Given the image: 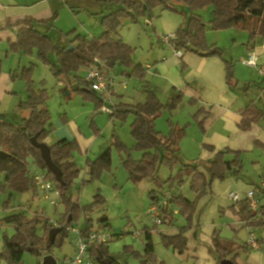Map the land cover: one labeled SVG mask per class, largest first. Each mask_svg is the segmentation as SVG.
<instances>
[{"label": "trees", "instance_id": "1", "mask_svg": "<svg viewBox=\"0 0 264 264\" xmlns=\"http://www.w3.org/2000/svg\"><path fill=\"white\" fill-rule=\"evenodd\" d=\"M109 3L119 5L120 8L112 13L104 15L102 26L106 29L104 34L99 38H87L81 34H77L73 41L63 39L59 34L57 41L51 36L53 21L56 15L50 20H34L25 18L18 21L15 25H19L17 39L8 43V51L19 52L26 55L36 53V58L42 63L48 64L50 72L57 79L64 78L72 83L73 78L81 68L91 70L92 68L100 69L110 77V71L118 65L126 68L135 66L132 59V48L123 42L118 36L121 21L124 17L132 16L135 19L138 14H147L155 5L163 4L168 9L173 8L170 4L188 5L190 10H195L208 6H213L214 17L211 21L215 30H223L228 28L243 29L250 40L255 41L257 38L264 37V0H105ZM74 12V11H73ZM206 26L203 24L199 16H192L188 22V26H183L175 33L172 44L176 50L180 52H194L203 57L217 56L223 59V51L215 45H208L205 38ZM117 36V37H116ZM72 50H69L70 47ZM55 54L56 61L51 62L49 56ZM182 59V58H181ZM2 58L0 53V73L2 71ZM225 63V73L227 83L230 86H236L233 71L234 64L223 60ZM35 65L19 67L12 74L13 79L20 78L27 88V98L20 102L17 111L19 113H29L26 118L20 122H13L9 119L2 118L0 120V152L7 154L0 159V175L4 177V182L0 181V192L11 191L14 193H31L39 195L40 190L37 182L33 178L30 170L29 158L38 170L46 172L47 178L52 182L55 190L59 191V203L64 206V213L54 227L51 218H43V214L35 215L32 219L28 218L24 212L11 215L6 218L9 224L15 228L13 237H5L3 241L4 250L0 253V259L6 260L7 264H21L25 252L41 258L52 254L53 248H61L66 237L70 233L68 228L73 227L74 221H78L80 216L88 215L105 204L103 196L98 193L92 204L81 205L78 200L74 199L72 188L79 179L82 169L76 163L74 158L75 149H79L78 143L68 140H60L54 145H49L52 161L58 165L62 173L64 183H59L53 174L47 169L41 153L31 142V138L36 139L40 143H46L47 137L54 132L53 126L50 124L51 113L47 108L46 90H36L33 81V69ZM147 69L139 68L133 73L143 77ZM1 75V74H0ZM74 85L76 92L82 94L85 99L95 104L96 112L107 106V97L103 93H99L92 89L91 83L86 78L75 77ZM61 82V81H59ZM65 86L64 83H62ZM65 92H68V85ZM146 100L144 103L113 106L110 112V118L113 121L125 120L128 116H134V122L130 126V133L135 141L133 148L143 153L140 159H135L132 155V149L128 148L121 138L114 133L111 146L100 154L94 161L88 160L87 174L91 177L89 181L100 178L105 170H110L112 166L113 147L117 149L121 155L129 178L133 183L143 180H151L158 186V190L151 191L150 200L158 202L161 200L165 191L170 193L168 205L162 209L163 215L169 216V222L166 225H172L177 220V215L173 210L182 214L187 221L188 226L181 227L177 235H161L162 243L167 247L173 248L174 251L184 253L187 249L188 240L185 237V231L189 228L192 218L197 212V204L199 199L206 193V188H212L214 181H224L230 177L239 179L243 174V160L240 153H234L233 159H227L226 155L231 150H221L216 152L215 158L206 164V173L200 171L201 162L183 165L179 170L177 177L170 180L173 190H165L164 183L160 181L158 169L160 165H167L171 170L181 163L180 145L182 138L186 132L171 125L168 135L160 133L156 129V119L161 116L164 105L159 100L157 94L150 88L144 91ZM182 95L175 94L167 104L170 110H174L181 102ZM109 108V107H106ZM203 109H200L202 112ZM17 115V114H15ZM197 115V116H198ZM242 120L239 125L240 129L248 130L252 125L264 120V111L261 110L256 103H251L241 112ZM205 120V119H204ZM204 120L200 122L202 127ZM92 127L95 130V123ZM258 145H260L257 142ZM210 151L215 152L213 147H207ZM189 181L192 191L196 194V199H190L184 196L180 191L174 189L176 183L179 185L184 181ZM257 191L258 200L260 202L261 216L258 219V213L253 212L248 205L246 198L235 202L238 209V215L245 227L255 229L264 226V187L253 188ZM152 204V203H151ZM54 221V220H53ZM91 220H89V223ZM101 224L98 229H104L108 222V218L104 217L100 220ZM163 225V226H166ZM39 226L42 233L38 232ZM92 224H88L83 234L86 235L92 231ZM156 229L159 227L154 226ZM58 228L60 232L55 238L53 244L50 243L48 236L50 229ZM151 231H144L145 258L146 264L153 262L155 244L152 240ZM109 244V243H108ZM108 244L100 245V247H91L89 249L90 256L96 257L99 262L105 258H111L108 255ZM217 254L218 263L223 259H229L234 264L236 262V253L234 249V241H229L221 236L215 235L213 239V249ZM44 259V258H43Z\"/></svg>", "mask_w": 264, "mask_h": 264}, {"label": "rangeland", "instance_id": "2", "mask_svg": "<svg viewBox=\"0 0 264 264\" xmlns=\"http://www.w3.org/2000/svg\"><path fill=\"white\" fill-rule=\"evenodd\" d=\"M58 1L70 11L71 18L63 23V26H61L64 27L63 30L56 24V19L53 21V28L50 34L54 41H57L59 34H63L61 35L63 39L70 41H73L77 34H81L89 39L99 38L106 30L104 26H102L104 15L112 13L120 8L119 5L109 3L105 0ZM170 6L173 8L168 9L165 5L158 4L152 7L147 14H138L135 19H133L132 16L122 19V24L117 36L132 48L131 55L135 66L132 68H126L121 65L115 66L110 72V77L115 84V92L118 96H120V94L124 95L126 102H128V94H140V91L144 94L146 88H150L157 94L159 100L165 106L161 116L156 119V129L160 133L168 135L172 124L186 132V135L179 143V158L181 159V163L176 165L172 170L165 164L160 165L158 169L160 181L164 183V189L172 191L173 186H171L170 180L177 177L182 166L194 164L199 161V154L201 153L199 142L203 134L198 120L191 114L188 104L181 105L182 103H180L174 110H170L167 106L173 96L172 80H174V76L180 78L184 75V66L180 59V63L165 65L172 68L170 71L171 75L168 78L164 76L163 73L161 76L154 75V72L149 69L145 71L143 77L138 76L136 73H133V71L139 68L147 69V64L155 66L158 63L166 62L165 59L170 60L174 55L171 50L172 48L168 44H163L161 38L170 33H176L183 26H188V22L193 15L199 16L206 26L204 35L208 45H215L223 51V60L236 65L245 63L243 62L242 55L247 53V51L244 49V44L242 42V38H244V34L246 33L243 29L228 28L215 30L213 28V24H211L214 17L212 5L209 4L206 7L197 8L195 10H190L185 3H172ZM62 22H64V20L60 23ZM184 53L187 52L184 51ZM19 55L21 61L23 60L24 62L22 66L29 67L31 64L35 65L33 69L34 86L36 90H46L47 108L51 113L50 124L54 128V132L60 129V124H63L61 119L69 115L72 123L77 124L81 129V134L87 137L86 141L83 140V143L91 147L89 149V159L91 161H94L111 146L114 133L121 138L128 148L132 149V155L135 159H140L142 157L143 153L133 148L135 141L130 133V126L134 122L133 115L128 116L125 120L113 121L110 118V113L101 112V110L96 112L95 104L85 99L81 93L78 94V92H76V87L72 85L74 84L73 79L75 77L86 78L89 72L88 69L81 68L73 78H70V80H72L70 84V82L64 78L57 79L55 75L50 72L49 65L42 63L36 58V53L33 55H24L21 53ZM49 59L51 62H55V54L51 53ZM59 81L64 83L65 86L59 85ZM256 81H261L262 84L264 83L262 78L258 75H256ZM249 84H247V86ZM67 85L68 92H65L64 90ZM249 89L250 88L245 91L244 85L241 84V89L236 90L240 100L244 98V94L245 97L255 98V94H253L256 91L255 86H252V90ZM118 99L117 97H112L108 100L106 107L113 108L114 103L116 104L119 102ZM103 119H105V121ZM93 120H95L100 127H103L106 122L113 123L112 127L108 129V138L99 136H95L96 138L94 137L95 131L91 123ZM101 142H105L103 149L102 147L99 149ZM112 149L111 169L109 171L105 170L100 175V178L93 181H89L91 177L87 174L86 162L88 159L86 152L75 149L74 158L82 169V172L72 188L74 199L85 206L92 204L95 196L100 193L104 198L105 204L103 207H99L87 216H80L78 221L73 222L74 226L83 229L89 216L92 220L91 224L93 228L98 229V227L102 225L100 220L107 217L108 222L105 223L107 225L104 229L113 236V240L107 245L108 255H110L117 264H142L144 260L147 261L144 253L146 245L144 231L146 230L153 232L152 240L155 244L153 262L149 261L148 264H196L193 253L195 252L194 248L196 245L202 244L201 240L203 237L201 236L202 233L200 230L196 227L193 229H186L189 245L188 250L184 253L180 254L174 251L173 248L166 247L162 243L160 236L162 230L164 229L163 231H165L167 227L174 226L177 228H172V231H174L173 229L177 230L182 226H188L187 221L180 213L176 217L178 221L172 225L160 226L158 229L152 226L149 217L146 215V211L151 205L150 193L151 191L158 190V186L151 180L133 183L121 161V155L116 148L113 147ZM102 150L104 151L102 152ZM243 156L244 177L256 180L259 173L262 174V172H264V168L262 169L263 171H258L251 163L253 161V156ZM29 166L30 170H36L32 161H30ZM176 185L174 189L178 190V188L182 186L180 191L184 196L190 199H196V194L192 191L189 181L185 180L182 185H179V183H176ZM210 191L211 188H206L207 195H210ZM2 194L4 195L5 193L0 192V195ZM205 194L199 199L198 205L205 200ZM52 198H56L58 203L59 197L57 198L55 194H52ZM10 203L11 198L8 197L0 206V253L4 250V238L7 236L13 237L16 234L13 225L9 224L6 220L7 217L11 216L8 211L9 207H7ZM14 204L20 208L19 210L26 209L24 213L30 219L37 215V213L44 212L45 214H49L50 217L48 218L58 221L65 211L64 206L60 203L59 207L55 209L50 204L49 200L44 199L43 192H40L38 196L33 192L21 194L18 200L15 199ZM226 222L227 220L221 214L217 215L214 219V223L219 226L218 231L220 232L224 229L220 235L231 239L236 238L235 241L244 244L248 235L242 230H239L240 234L237 235L238 237H235L234 233L227 231ZM41 231L42 229L39 226L38 232L42 233ZM73 239L74 234L70 233L69 237L65 238L61 248H53L52 255L59 264L66 258L65 256L71 257L70 255L74 253V247L71 244ZM241 254L243 262L247 261V255L250 253L247 251ZM189 255H191V257H189ZM22 259L21 264H42L43 261V258L40 256L32 255L29 252H25ZM0 264H7V262L6 260L0 259ZM91 264L102 263L94 257L91 260Z\"/></svg>", "mask_w": 264, "mask_h": 264}, {"label": "crops", "instance_id": "3", "mask_svg": "<svg viewBox=\"0 0 264 264\" xmlns=\"http://www.w3.org/2000/svg\"><path fill=\"white\" fill-rule=\"evenodd\" d=\"M60 3L61 2L58 0H0V53L3 61L2 71L0 73V120L2 118H6L13 121L14 123L20 122L21 119L26 118L29 114L25 112L19 113L17 111L19 103L25 101L27 98V88L24 86V82L20 78L13 79L11 74L14 70L19 69V67H24L22 66L24 62L23 60L21 61V57H19V54L21 53H7L9 48L8 43L17 39V33L20 29V26H16L15 24L18 21H23L25 18L34 20H50L51 17L56 15L57 21L55 22L61 27L65 21L70 20L71 13L67 8L64 7V5ZM63 20L64 22L60 23ZM63 28L64 27H61V30H63ZM242 42L244 44V49L247 51V53L242 55L243 62L249 60L251 53L253 52L256 54L255 61L257 62L258 66L264 67V37H259L253 41L250 40L248 34L245 33L244 38H242ZM162 43L166 44L163 42V40ZM182 53V59L178 58L175 53H173L174 55L170 60L165 59L166 62L158 63L155 66H150L147 64L146 67L149 70H152L154 75L161 76L163 73V75L168 78L171 75L170 71L172 68L169 65V67L165 65H173L180 63V60L182 61V65L184 66V75L180 78L174 76V80H172V94L182 95V100L180 102L182 103L181 105H189L190 112L197 118L199 126L200 122L205 119L202 127H200L203 131L202 139L199 142L201 146V153L199 154V161L201 162L200 171L206 173V164L215 158L214 156L216 152L221 150L232 151L226 155L228 160L235 157L234 153H240L242 160L244 157L243 155H251L253 156V161L251 163L253 166H255L254 168H257L258 171H263L264 120L255 123L248 130L240 129L239 125L242 120L241 112L251 103V101L254 100L256 105L264 111V83L262 84L261 81H256V75L261 77L262 81H264V77L259 75L258 70L255 67H250L245 63L237 65L234 64L233 83L236 82V86H230L227 83L225 73L226 67L223 59L217 56L203 57L199 54L197 55L194 52ZM241 84L244 85L245 91L248 90V88L251 89L252 86H255L256 91L253 93L255 94V98L247 96L245 97L244 94V98L240 100L236 90L241 89ZM247 84L249 85L247 86ZM114 86L115 84L113 82L111 89L105 94V96H108L107 103L112 97L119 98V102L116 104L114 103L115 106L120 105V103L134 105L144 103L146 100L145 95L140 91V94H128V102H126L124 95H117L114 90ZM200 109H203V111L198 115ZM111 111V108L106 107L102 108L101 110V112L106 113H110ZM61 120L63 124H60V129L47 137L46 142L48 146L54 145L60 140H75L79 145V149L82 150V152L85 151L87 159L90 160L89 149L91 147L89 145L86 146L83 143V140L86 141L87 137H84V135L81 134V129L79 126H77V124L72 123L69 115L62 118ZM103 120L105 121V119ZM93 123H95V130L97 129V131H95L94 137L99 136L102 138H108L109 133L107 134V132L108 129L112 127L113 123L106 122L103 127H100V125L96 123L95 120H93ZM105 142L100 143L101 146L99 145V149L101 147L103 149ZM257 142L260 145H258ZM208 146L213 147L215 152L210 151L207 148ZM104 150H102V152ZM30 161H32L31 157L29 158V162ZM36 170H38L37 167ZM32 171L33 170H31V172ZM0 181L2 183L4 182V177L1 175ZM212 184L213 185L210 195H207L208 193H206L205 200H203L201 204H197V212L193 216L191 224L188 228H198L202 233L201 236L203 237L201 240L202 244H198L194 248L195 252L193 253V258H195L196 264H221L218 263L216 257L217 254L214 252V250H212L214 236H221L220 233L224 230L222 229V231L219 232V226L214 223V219L219 214L223 215L227 220L226 228L228 232L231 231L234 233L235 237L240 234L239 230H242L247 235L252 232L261 245L260 249L250 248L247 245L249 235L246 237L247 240H245L244 244H241L239 241H235L236 238L231 239L221 236L226 240L232 242L234 241L236 262L238 264H264V226H259L255 229L245 227V223L241 221L238 215L237 207L234 206L235 202L230 200L228 196L232 191L244 195L245 192L252 190L253 188L264 187V172H262V174L259 173L256 180L247 179L242 174L239 179L230 177L224 181H214ZM21 194L22 193L6 191L4 195H0V206L5 202L6 198L10 197L11 203L7 206L9 207L8 211L10 215L19 214V211H26V209L19 210L20 208L14 204L15 199L18 200V197ZM52 194L49 198L44 197V199L50 201V204L51 201L57 202L56 198H52ZM55 196L57 198L59 197V195ZM57 204L58 206L51 205L57 209L59 207V201ZM39 214H43V218L45 217V219L46 217H50L49 214H45L44 212L37 213V215ZM178 215L179 214H177V216ZM89 220H91V218L88 216L83 229L79 228L78 226L74 227L85 230L88 224L92 223V220L90 223ZM172 228L177 227H167L165 231H163V229L160 236L162 234L171 236L177 235L180 232L181 227L177 230L173 229L174 231H172ZM91 229L99 230L94 229L93 227ZM185 237L188 240L187 245H189V238L186 235V231ZM71 244L73 245L75 251L74 239L72 240ZM187 250L188 246L185 251ZM247 251L250 254L247 255V261L243 262L241 253ZM73 254L69 255L72 256ZM65 257L66 258L64 260L70 258L68 256ZM189 257H191V255H189Z\"/></svg>", "mask_w": 264, "mask_h": 264}, {"label": "built area", "instance_id": "4", "mask_svg": "<svg viewBox=\"0 0 264 264\" xmlns=\"http://www.w3.org/2000/svg\"><path fill=\"white\" fill-rule=\"evenodd\" d=\"M175 38V33H170L167 36L162 38L163 42L170 45L173 53L178 58L183 57V53L176 50L172 44V40ZM256 54L251 53L250 59L245 62L246 65L252 66L257 68L259 75L264 77V67H259L257 62L255 61ZM86 80L91 83L92 89L99 93L106 94L111 89L113 82L111 77H108L106 73L102 72L100 69L92 68L86 77ZM59 85H62V82H59ZM33 178L38 184L40 192L44 193L45 198H49L52 193L55 195H59V191L55 190L53 187L52 182L47 178L46 172H42L40 170H34L32 172ZM230 200L234 202H238L243 200L244 198L247 199L249 208L253 211L258 213V219L261 216L260 212V202L258 200L257 191L256 190H249L244 193V195L239 194L237 192H231L229 195ZM170 198V193L165 191L161 200L158 202H152L150 207L146 211V215L149 217L150 223L152 226L160 227L166 225L169 222V216L163 215L162 209L168 205V201ZM51 204L54 206H58L56 201H51ZM174 214L177 215L179 212L173 210ZM54 227H57V223L53 221ZM69 233H74V243H75V251L74 254L64 260L61 264H91L92 257L90 256L89 249L91 247H100V245L108 244L113 240V236L110 232L106 231L105 229L100 230H92L88 232L86 235L83 234L81 229L77 227H70L67 229ZM249 238L247 240V245L252 249H260V243L257 240L256 236L250 232ZM139 236V235H137Z\"/></svg>", "mask_w": 264, "mask_h": 264}, {"label": "water", "instance_id": "5", "mask_svg": "<svg viewBox=\"0 0 264 264\" xmlns=\"http://www.w3.org/2000/svg\"><path fill=\"white\" fill-rule=\"evenodd\" d=\"M72 48L73 47L71 46L69 48V50H72ZM31 139H32L31 140L32 145L36 149H38L39 152L41 153V157L44 160V163L47 166V169L53 174L54 178H56V181H58L59 183H64L60 168L58 167V165H55L52 161L51 152H50V148H49L48 144L43 143V142L40 143L34 138H31ZM5 156H7L6 153L0 152V159H3ZM59 232H60V230L58 228L50 229L49 241L51 244L54 243L55 238ZM43 258L44 259L42 261V264H58L56 258H54V256L52 254H48L47 256H45ZM101 263L102 264H117L111 258H105V259L101 260ZM220 263L221 264H234L233 262H231L228 259H223V260H221ZM142 264H146V261L144 260L142 262Z\"/></svg>", "mask_w": 264, "mask_h": 264}]
</instances>
